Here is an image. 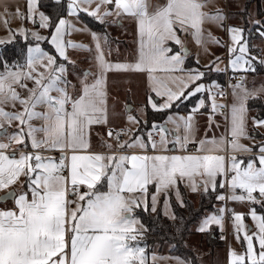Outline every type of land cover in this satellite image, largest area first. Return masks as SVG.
Wrapping results in <instances>:
<instances>
[{
  "label": "snow or ice",
  "instance_id": "6c2138e0",
  "mask_svg": "<svg viewBox=\"0 0 264 264\" xmlns=\"http://www.w3.org/2000/svg\"><path fill=\"white\" fill-rule=\"evenodd\" d=\"M0 13L8 33L0 45L18 36L24 41L12 55L0 51V264H157L163 258L149 253V228L137 211L162 210L176 222L171 201L174 195L186 206L181 185L223 202L195 231L209 233L215 225L225 241L230 216L240 250L228 247L227 264H264V107L250 115L249 106L264 95V83H246L264 58L252 53L244 27L226 24L211 0H25L24 12L0 0ZM7 16L32 27L14 31ZM83 16L105 31L81 24ZM124 20L134 24L136 46L131 59L113 61L106 28ZM209 22L230 42L207 32ZM252 23L264 38V22ZM73 33L89 35L90 42H74L68 38ZM182 37L205 53L210 43L226 48L223 71L238 73L235 83L205 82L208 71H221L219 56L204 69L187 67ZM69 50L83 53L88 67ZM110 73L127 83L119 112L115 100L110 105ZM134 83L144 92L135 107L128 102ZM229 94L230 102H218ZM149 109L164 118L149 122ZM217 114L225 121L219 136L213 131L220 128ZM198 115L208 118L203 135ZM96 128L104 131L94 147ZM229 202L247 203L249 210L237 212Z\"/></svg>",
  "mask_w": 264,
  "mask_h": 264
},
{
  "label": "rangeland",
  "instance_id": "374dc122",
  "mask_svg": "<svg viewBox=\"0 0 264 264\" xmlns=\"http://www.w3.org/2000/svg\"><path fill=\"white\" fill-rule=\"evenodd\" d=\"M236 1L239 3V5L244 6V9H245L247 0H236ZM7 2L12 6L18 5L20 7L22 0H7ZM211 2H212V5L214 7L220 8L227 17L229 16V11L231 8H233V4L229 3V5L227 6V4L225 3V0H211ZM259 7H260V5H259L258 1L248 5L247 11H248L249 17L247 19L246 24H244V21L242 22L243 25L235 23V21L229 19V17L225 22L228 25L241 26V27L247 28V31H245V37L249 40L250 47H251V42L254 38L253 35L255 36V38L259 37L258 33L256 32V28L259 26L258 25H254V26L251 25L252 21L260 19L259 16L261 14H263L262 12H260ZM10 11H12L11 8H10ZM5 18H6L5 15L3 13H0V39H3L8 35L7 30L5 28V24H4ZM7 19L9 21L8 27L14 31L17 30L18 28H20L21 26L28 27V28L32 27V25L27 23V22H24L22 24V21L18 18H15L14 16H7ZM81 24H85V23L83 21H81ZM128 28L130 29V22L128 23ZM128 28H125L123 26H117L115 24H110L106 28L107 33L109 34L111 40L113 41V43L111 45L112 55H111L110 59H113V60L115 59L113 53L115 52L114 45H115L117 40L124 39L125 35H126L127 39H132V40L135 39L134 30L131 28L128 31ZM206 29H208L207 32H211L213 37L218 38L222 44H226V43L230 42L229 37L226 34V32L221 27H219L218 24L211 23V22L206 23L205 24V30ZM124 30H126V31H124ZM41 31H42V34H46V32H44V30H41ZM71 37L73 38L72 40L76 43H89L90 42L89 35L84 34V33H73L71 35ZM17 38L22 39V37H19V36ZM185 43L188 47L189 52H192V54L193 53L199 54V58L201 59V61L205 62L204 57H203L204 56L203 53H205V52L202 49L194 47L192 45L193 42H190L189 39H187V42H185ZM262 44H263V46L261 47L262 53H260V54H259L258 48L251 47L252 53L254 55L259 54L258 57L260 56V58H264V42H262ZM210 45L212 48L208 49V52L210 53V59L209 60H211V62H212L215 59V57H217V56L221 57L223 60V62L219 64V68L221 69V71H215V72H219L220 74L221 73L225 74V71H223V69H225V66L227 64V59H228L226 48L218 46L216 44H211V43H210ZM1 46H4V45H0V47ZM70 56L73 60H76L80 64V67H82V68L88 67V65L86 63H83V61L85 59V55L83 53L71 50ZM69 68L71 70V66H69ZM258 71H260V68ZM69 78L74 80V78L71 76ZM109 82H110V92H111L110 105H111L112 101L115 100L117 102L116 110H117V112H119L123 106V103L125 102V88L127 87V83H126V81L121 82V80L118 82V79H114L113 75L110 76ZM259 83L260 84L264 83V73L260 74V82ZM116 84H118V85L121 84V85L116 86ZM118 87L123 88V90H122L123 92H121V93L118 92V90H119ZM134 92H135V95L128 97V102L133 103V106L135 107V104H138L141 102L142 95H141V92L139 89L134 90ZM117 96L119 98H116ZM262 101L264 103V99H262ZM218 102L223 103L225 101L222 99H218ZM6 110H11V109L9 108ZM116 123L119 124L120 122L117 121ZM169 127H171V125H169ZM48 155H51V154L48 153ZM199 197L200 196L196 197L195 199H193V198L191 199L195 203V205L198 204ZM222 203L223 202H221V203L219 202L217 205H220ZM258 206L259 205H256L255 207H258ZM229 208H233V209H235V211L241 212V213H247L249 210L247 203L241 204V203L229 202ZM214 211H215V209H214ZM214 211H209L206 214H209V213L214 212ZM245 224L250 226V227L252 226V221H251L250 217H247L245 219ZM195 226L192 228V234L189 236L188 246L196 254V256L198 257L199 262L201 264H227L228 247L231 246L232 248L236 249L237 251L240 250V244L237 243V241L234 238L233 229H232V222L230 220V222L227 223L226 217H225V235H226L227 239L225 241L220 240V238H219L220 231H219L217 226L213 225L209 233H198L195 231ZM214 230L218 231V234L216 236L218 243L211 246L209 236L213 233ZM153 252L157 256L163 258V259L159 260L157 262V264H176L175 259H173L176 256L170 255L168 253V248H163L161 250H158L156 248L151 253H153Z\"/></svg>",
  "mask_w": 264,
  "mask_h": 264
},
{
  "label": "trees",
  "instance_id": "16d2710c",
  "mask_svg": "<svg viewBox=\"0 0 264 264\" xmlns=\"http://www.w3.org/2000/svg\"><path fill=\"white\" fill-rule=\"evenodd\" d=\"M258 1L259 5L262 0H247L245 9L243 11L244 24H246V17L248 16V5ZM43 3L49 4L51 0H42ZM260 12L263 13L260 5ZM45 11H51L52 9H44ZM82 21L92 30L97 32L105 31V27L100 25L98 22L93 20L90 17L83 16ZM245 28V27H244ZM247 31V28H245ZM24 43L23 39L17 38L15 42L9 45H4L0 47V51H4L7 55H12L14 52H18L20 46ZM42 47L45 50L50 49V45L47 43L42 44ZM187 67H198L195 64V61L192 57H188L186 61ZM260 73H264V67L260 65ZM210 74V73H206ZM214 79L220 82L222 85L225 83V75L224 74H214L212 75ZM188 107H191V103L186 102ZM249 106L252 110H255L256 114L259 108L264 107V103L262 99H258L255 101L250 100ZM180 111H186L185 108H181ZM164 117L162 114L153 113L150 109L148 111V120L151 122L152 120H162ZM218 191H223L219 190ZM198 204L189 199L187 196H184L185 207H180L178 203L172 201L173 210L177 214V221L173 222L167 217L163 215L161 211L159 214H148L142 211H137V215L141 218L142 222L149 228V233L147 235V244L149 245L148 251L151 253L154 249L161 250L163 248H168V253L172 256H180L181 258H189L196 259L197 264H201L199 262L196 254L189 248L188 239L192 234V228L198 223V221L209 211H214L213 205H217L219 201H216L214 198L209 199L202 197L199 195ZM221 203V202H220ZM258 211H261L259 206L257 207ZM183 218V222L181 219ZM176 226H179L180 231H176ZM218 234L217 230H214L213 233L209 236V240L211 242V246L218 243L216 236Z\"/></svg>",
  "mask_w": 264,
  "mask_h": 264
},
{
  "label": "crops",
  "instance_id": "0c3cea01",
  "mask_svg": "<svg viewBox=\"0 0 264 264\" xmlns=\"http://www.w3.org/2000/svg\"><path fill=\"white\" fill-rule=\"evenodd\" d=\"M235 2V3H234ZM225 3L227 4V6L229 5V3L230 4H233V8H231L230 9V11H229V19H231V20H234L235 21V23H238V24H242V22L244 21V17H243V11H244V6H241V5H239V3L236 1V0H225ZM260 5H261V9H262V11H263V14H261L259 17H260V19H258V20H260V21H262V22H264V0H262L261 2H260ZM20 10H21V12H24L25 11V0H22V3H21V6H20ZM248 17L249 16H247L246 17V20L248 19ZM130 22V29L132 28L133 30H134V24L130 21V20H124V21H122V26L123 27H125V28H128V23ZM208 25V24H207ZM243 25V24H242ZM251 25L252 26H254L255 24L253 23H251ZM204 27H205V25H204ZM129 28H128V31L130 30ZM208 29H206V31H207ZM124 31H126V30H124ZM134 33H135V30H134ZM253 40H252V42H251V47H253V48H258V50H259V54L260 53H262V46H263V44H262V42H264V38H261L260 36L259 37H257V38H255V36L253 35ZM69 39H73L71 36L70 37H68ZM183 39H185V42H187V39H189V41L190 42H193L192 41V39H191V37H182ZM135 39H136V37H135ZM135 39L134 40H132V39H127L126 38V35H125V38L124 39H122V40H117L116 41V43H115V45H114V48H115V52L113 53L114 54V57H115V59L113 60V61H117V60H120V61H124V60H126V59H131V54H132V52H133V50H134V48H135ZM194 47H196V48H198L197 47V45L193 42V44H192ZM119 49V52H117L116 51V49ZM212 47H211V45L209 44L208 45V49H211ZM70 51L71 50H69V53H70ZM204 54V60H205V62H202L201 61V59H200V63H199V65H198V67H200L201 69H204V66L205 65H208L210 62H211V60H209L210 59V53L209 52H207V53H203ZM258 54V55H259ZM257 55V56H258ZM189 56L190 57H192V59L195 61V57L197 56V54L195 53H193L192 54V52H189ZM260 57V56H259ZM256 67H257V71H256V73H248L247 74V81H246V83H247V85L251 88L252 86H253V83H255L256 85H260V71H258L259 70V68H260V66L257 64L256 65ZM264 67V66H263ZM227 72H229L230 74H232V75H239L238 73L237 74H234V73H232L231 72V69L229 68L227 71H225V74L224 73H221V74H224L225 76H226V74H227ZM259 72V73H258ZM208 73H210V74H207L206 75V83L207 82H210L211 80H215V81H217L216 79H214V77H212V75H214V74H220L219 72H215V71H208ZM114 76V79H118V82L121 80L120 79V74H116V73H110L109 74V79H110V76ZM257 75V76H256ZM262 77V76H261ZM121 82H122V80H121ZM218 82V81H217ZM125 83V82H124ZM218 83H220V82H218ZM109 84H110V82H109ZM221 84V83H220ZM119 85H121V84H119ZM118 84H116V86H119ZM222 85V84H221ZM133 88H134V90H137V89H139L140 90V92H141V95H142V100H141V102H143L144 101V92H143V87H142V85H138V83H134L133 84ZM118 92H123L122 90H123V88H119L118 87ZM116 98H119L118 96L116 97ZM218 99H220V98H218ZM260 99H264V95L263 96H261L260 97ZM231 101V95H230V98H229V102ZM140 102V103H141ZM121 106V105H120ZM120 108V107H119ZM39 110V109H38ZM151 110V109H150ZM203 111V110H202ZM184 112H186V111H182L181 112V114H184ZM250 115H256V112H255V110H252L251 112H250ZM215 120L220 124V128H218V129H216L215 127H213V131L215 132V134L217 135V136H219L220 134H222L224 131H225V121H224V117L222 116V115H220V114H217L216 115V117H215ZM197 121H198V127H199V130H200V132H199V134L200 135H203V133H204V131L206 130V128L208 127V118H207V115H198L197 116ZM34 123H36L37 125L40 123V122H38V121H35ZM104 131V129L103 128H96V130L93 132V146L95 147V145H96V141L98 140V138H99V136H98V134L99 133H102ZM212 133L210 132L209 133V135H211ZM258 142V141H257ZM244 143H249V141H244ZM49 154H51V155H56V156H58L59 155V153H49ZM244 155H246V154H244ZM181 189H182V193H183V198H184V196H187L189 199H195L196 197H198L200 194H198V193H192V192H190L189 190H187V189H184L183 188V186L181 185ZM256 195H258V194H256ZM172 201H175L176 202V200H175V196L173 195V197H172ZM171 201V202H172ZM177 203V202H176ZM228 207H229V203H228ZM161 212H162V210H161Z\"/></svg>",
  "mask_w": 264,
  "mask_h": 264
},
{
  "label": "built area",
  "instance_id": "2783aa9c",
  "mask_svg": "<svg viewBox=\"0 0 264 264\" xmlns=\"http://www.w3.org/2000/svg\"><path fill=\"white\" fill-rule=\"evenodd\" d=\"M234 75H232V74H230L229 72H227V74H226V76H225V83L223 84L224 86H227V84L228 83H235V80L234 79H232V77H233ZM229 98H230V94L227 96V97H225L224 99H222V100H224L225 102H229ZM14 147V146H13ZM230 216H226V222L228 223V222H230Z\"/></svg>",
  "mask_w": 264,
  "mask_h": 264
}]
</instances>
